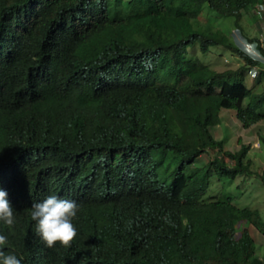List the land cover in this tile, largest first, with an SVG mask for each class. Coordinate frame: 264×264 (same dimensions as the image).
Masks as SVG:
<instances>
[{"label": "trees", "instance_id": "1", "mask_svg": "<svg viewBox=\"0 0 264 264\" xmlns=\"http://www.w3.org/2000/svg\"><path fill=\"white\" fill-rule=\"evenodd\" d=\"M259 2L0 0L6 251L22 264H264L252 232L261 212L226 191L207 197L214 178L264 183L250 145L216 136L222 109L243 127L264 119V63L210 21L215 12L242 30ZM216 45L243 62L218 70L192 53ZM49 195L79 206L69 247L36 233L31 206Z\"/></svg>", "mask_w": 264, "mask_h": 264}, {"label": "rangeland", "instance_id": "2", "mask_svg": "<svg viewBox=\"0 0 264 264\" xmlns=\"http://www.w3.org/2000/svg\"><path fill=\"white\" fill-rule=\"evenodd\" d=\"M124 5H127L129 0H117ZM213 12V11H212ZM210 21L220 28H223L228 33H231L232 24L235 23L234 18L229 20L223 16L213 12ZM253 22V26L251 23ZM256 22H259L261 29H258ZM250 26V28H249ZM242 32L250 38L264 37V20L254 13L251 9L250 14L243 20ZM249 28V30H247ZM264 47V46H263ZM192 53H198L199 58L215 69L224 70L230 67H236L243 62V59L235 54H232L227 48L216 45L211 47V51L203 53L202 51L192 50ZM252 72H259V69L252 68L247 72V81L251 86L254 84ZM256 83V80H255ZM264 88V83L257 85L256 89ZM264 111V109H263ZM220 126L216 128V136L224 138L225 147L231 150H236L242 144L250 145L249 155L255 159L257 163L264 166V145L261 142V137L264 136V119L250 127H243L235 117V111L222 109L220 113ZM209 152L202 155L198 162L205 163L209 160ZM259 175H239L234 179L223 178L217 180L212 179L211 189L207 193V197L219 195L221 191L232 193L236 198V204L239 206H249L258 209L262 214L263 221L258 226V229H252L258 245V252H264V183L258 177Z\"/></svg>", "mask_w": 264, "mask_h": 264}, {"label": "clouds", "instance_id": "3", "mask_svg": "<svg viewBox=\"0 0 264 264\" xmlns=\"http://www.w3.org/2000/svg\"><path fill=\"white\" fill-rule=\"evenodd\" d=\"M249 41L242 37L236 38L237 46L252 61L264 63V53L259 51L257 44ZM261 46H264L262 42ZM251 75L255 77L258 73L252 72ZM7 196L6 191L0 190V221L11 229L15 224V216L14 208ZM78 210L79 206L75 201L63 199L57 195H49L43 201L32 204L31 219L36 222V233L47 247L52 248L57 243L63 247L71 245L77 236L72 219L76 217ZM7 246L8 237L0 234V264H22V258L15 252L6 251Z\"/></svg>", "mask_w": 264, "mask_h": 264}, {"label": "built area", "instance_id": "4", "mask_svg": "<svg viewBox=\"0 0 264 264\" xmlns=\"http://www.w3.org/2000/svg\"><path fill=\"white\" fill-rule=\"evenodd\" d=\"M253 9H254V13L258 17H260L264 20V2L257 3V5H255ZM231 24H232V35H233L235 41H236L237 37H242L243 39L248 40L246 38V36L243 34L242 30L237 25H235V23H231ZM249 42L257 44L258 49H259V44L261 45V42L264 44V37H261L259 40L249 41ZM259 51H260V49H259Z\"/></svg>", "mask_w": 264, "mask_h": 264}, {"label": "crops", "instance_id": "5", "mask_svg": "<svg viewBox=\"0 0 264 264\" xmlns=\"http://www.w3.org/2000/svg\"><path fill=\"white\" fill-rule=\"evenodd\" d=\"M250 11H251V8H250ZM246 17H247V16H245V17H243V18L241 19V21H240L241 27H242V24H243V20L246 19ZM256 24L258 25V29H261V27H260V25H259V22H256ZM251 25L253 26V22L251 23ZM242 28H243V27H242ZM249 28H250V26H249ZM249 28H248L247 30H249ZM243 29H244V28H243ZM257 37H259V36H257ZM254 38H256V37H254Z\"/></svg>", "mask_w": 264, "mask_h": 264}]
</instances>
